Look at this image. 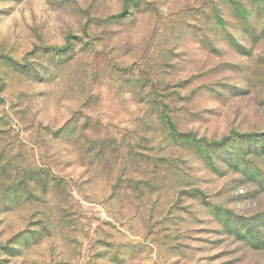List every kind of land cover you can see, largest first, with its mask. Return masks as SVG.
<instances>
[{"label":"rangeland","instance_id":"1","mask_svg":"<svg viewBox=\"0 0 264 264\" xmlns=\"http://www.w3.org/2000/svg\"><path fill=\"white\" fill-rule=\"evenodd\" d=\"M0 264H264V0H0Z\"/></svg>","mask_w":264,"mask_h":264}]
</instances>
